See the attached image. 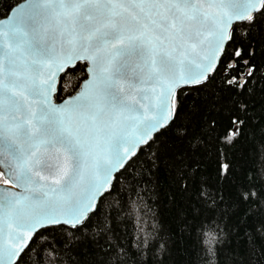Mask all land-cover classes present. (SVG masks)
<instances>
[{"label":"snow or ice","instance_id":"obj_1","mask_svg":"<svg viewBox=\"0 0 264 264\" xmlns=\"http://www.w3.org/2000/svg\"><path fill=\"white\" fill-rule=\"evenodd\" d=\"M13 11L0 22V178L12 184L0 191V264L50 231L86 227L131 147L170 126L177 89L216 72L247 89L254 65L229 45L234 22L254 23L264 0H25ZM62 59L90 60L92 83L59 106Z\"/></svg>","mask_w":264,"mask_h":264},{"label":"trees","instance_id":"obj_2","mask_svg":"<svg viewBox=\"0 0 264 264\" xmlns=\"http://www.w3.org/2000/svg\"><path fill=\"white\" fill-rule=\"evenodd\" d=\"M19 1L0 0V18ZM233 28L229 50L254 65L247 89L226 88L221 72L177 89L170 126L115 174L87 226L46 233L18 264H264V15ZM85 67L59 76L56 100Z\"/></svg>","mask_w":264,"mask_h":264},{"label":"water","instance_id":"obj_3","mask_svg":"<svg viewBox=\"0 0 264 264\" xmlns=\"http://www.w3.org/2000/svg\"><path fill=\"white\" fill-rule=\"evenodd\" d=\"M25 3V0H21L19 1L18 3H16L15 5H13L11 7V9L8 11V13L1 17L0 18V22L4 23V24H7L8 23V19L7 17H10L12 15L15 14V12L13 11L14 9L17 8L18 5H22ZM236 22H234L235 24ZM79 55L81 56H84V55H89L88 53H84V52H80L78 53ZM69 55H71V53H69ZM78 61H84L86 63V76L82 79V81L80 82V85L79 87L76 89L75 92H73L72 94L62 98L61 100H56L55 99V93L54 94H50V99L52 100V102L56 105H59V106H63V104L67 101H70L72 99H78L79 97L87 94L89 91H90V85L92 83V63L90 60H84V59H80V60H76V59H72L71 61H67L66 59H62L61 60V65L62 67L60 68V70L57 72L55 78H54V81H53V84H54V87L55 89L57 88V83H58V79H59V76L68 68V67H72L74 66ZM177 91V90H176ZM176 93V92H175ZM170 102H171V98H170ZM173 114L171 111L168 113V115L171 117V119L168 121V123L172 120V117H173ZM154 133H150L151 137L153 136ZM147 138V137H146ZM141 146V145H139ZM139 146H135L133 145L131 147V151H135V153L137 152ZM61 160H63V156H61ZM122 163H124L122 161ZM122 168L119 167V165L116 166V170H114L112 176H111V183H112V180L115 176V174L121 170ZM43 174H47V173H43ZM91 175H92V168H91V164L89 165V169H88V176L89 178H91ZM4 179L7 178V177H3ZM87 186V181L85 182V185L82 186L81 188H78L77 189V193H80V192H83L84 191V188ZM5 188H8V189H12V185H5L3 182H0V191H3ZM15 191H22V189H14ZM105 191H101L100 193H97V195L95 197H93L95 203H97L99 197L104 193ZM6 258H7V255H6ZM13 261H16V257L13 256L11 258Z\"/></svg>","mask_w":264,"mask_h":264},{"label":"bare ground","instance_id":"obj_4","mask_svg":"<svg viewBox=\"0 0 264 264\" xmlns=\"http://www.w3.org/2000/svg\"><path fill=\"white\" fill-rule=\"evenodd\" d=\"M8 185H12L11 183H9Z\"/></svg>","mask_w":264,"mask_h":264},{"label":"rangeland","instance_id":"obj_5","mask_svg":"<svg viewBox=\"0 0 264 264\" xmlns=\"http://www.w3.org/2000/svg\"><path fill=\"white\" fill-rule=\"evenodd\" d=\"M3 180H4V178H3ZM3 182V181H2Z\"/></svg>","mask_w":264,"mask_h":264}]
</instances>
